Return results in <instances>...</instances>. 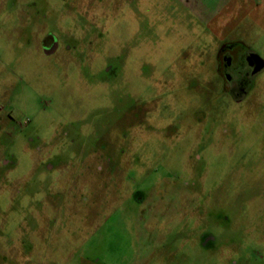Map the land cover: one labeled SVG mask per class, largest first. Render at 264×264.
<instances>
[{"label":"rangeland","instance_id":"obj_1","mask_svg":"<svg viewBox=\"0 0 264 264\" xmlns=\"http://www.w3.org/2000/svg\"><path fill=\"white\" fill-rule=\"evenodd\" d=\"M226 42L264 63V0H0V264H264V70L236 102Z\"/></svg>","mask_w":264,"mask_h":264},{"label":"flooded vegetation","instance_id":"obj_2","mask_svg":"<svg viewBox=\"0 0 264 264\" xmlns=\"http://www.w3.org/2000/svg\"><path fill=\"white\" fill-rule=\"evenodd\" d=\"M42 45L45 47V43ZM215 70L223 82L222 91L236 102H240L253 86L256 76L264 70V63L241 42H226L218 49ZM170 209L171 207L166 205L162 209V214L167 212L166 215H170Z\"/></svg>","mask_w":264,"mask_h":264}]
</instances>
